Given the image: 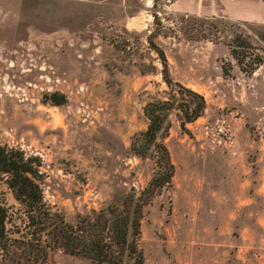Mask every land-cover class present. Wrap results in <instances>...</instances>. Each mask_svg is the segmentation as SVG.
Segmentation results:
<instances>
[{
    "label": "rangeland",
    "instance_id": "374dc122",
    "mask_svg": "<svg viewBox=\"0 0 264 264\" xmlns=\"http://www.w3.org/2000/svg\"><path fill=\"white\" fill-rule=\"evenodd\" d=\"M72 1L0 0V145L40 159L44 201L68 222L138 191L155 156L131 139L172 92L162 51L206 106L184 127L170 114L174 173L143 208L144 264H264V62L244 73L228 46L240 33L264 56V23L218 0ZM53 91L66 102H44ZM0 202L18 206L2 182ZM41 264L91 263L56 250Z\"/></svg>",
    "mask_w": 264,
    "mask_h": 264
},
{
    "label": "trees",
    "instance_id": "16d2710c",
    "mask_svg": "<svg viewBox=\"0 0 264 264\" xmlns=\"http://www.w3.org/2000/svg\"><path fill=\"white\" fill-rule=\"evenodd\" d=\"M228 46L244 73L254 72L264 62L263 54L240 33ZM159 54L163 81L172 92L167 98L145 104L147 126L131 139L134 154L155 156L156 169L138 191L131 189L117 201L79 214L75 221L68 222L44 201L40 159L19 148L0 145V182L18 203L17 207H9L0 202V263L8 260L16 264H41L50 252L59 250L87 258L91 264H144L138 245L143 208L171 184L174 173L169 150L162 141L171 126L170 114L176 109L184 127L201 116L206 106L202 94L171 79L166 57L162 51ZM223 73L229 74V69L223 68ZM181 91L190 98L178 99L176 92ZM44 102L61 105L66 96L57 91L45 93Z\"/></svg>",
    "mask_w": 264,
    "mask_h": 264
},
{
    "label": "crops",
    "instance_id": "0c3cea01",
    "mask_svg": "<svg viewBox=\"0 0 264 264\" xmlns=\"http://www.w3.org/2000/svg\"><path fill=\"white\" fill-rule=\"evenodd\" d=\"M77 1L86 2V0ZM217 2L224 17L234 21L264 23V0H218Z\"/></svg>",
    "mask_w": 264,
    "mask_h": 264
}]
</instances>
